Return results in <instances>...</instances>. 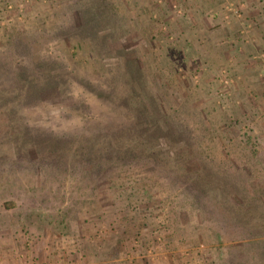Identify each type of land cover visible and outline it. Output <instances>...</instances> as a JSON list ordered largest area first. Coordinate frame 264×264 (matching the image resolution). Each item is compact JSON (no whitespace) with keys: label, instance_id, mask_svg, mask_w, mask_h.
<instances>
[{"label":"rangeland","instance_id":"374dc122","mask_svg":"<svg viewBox=\"0 0 264 264\" xmlns=\"http://www.w3.org/2000/svg\"><path fill=\"white\" fill-rule=\"evenodd\" d=\"M252 8L264 16V0H0V90L14 95L20 75L51 82L40 102L0 107V264H264ZM141 123L173 161L156 167L141 148L97 167L57 156ZM206 175L262 213L228 217L235 192Z\"/></svg>","mask_w":264,"mask_h":264},{"label":"trees","instance_id":"16d2710c","mask_svg":"<svg viewBox=\"0 0 264 264\" xmlns=\"http://www.w3.org/2000/svg\"><path fill=\"white\" fill-rule=\"evenodd\" d=\"M82 12V11H81ZM83 15V13H82ZM83 17V16H82ZM85 17V16H84ZM86 19V17H85ZM85 25L89 24V21H87ZM83 36V35H82ZM80 40H87L86 38H81ZM40 67V64H38ZM10 69H4V71L1 73L3 75V78L0 81L5 82L9 76ZM46 71V70H45ZM43 71V72H45ZM41 72V71H40ZM43 75L36 77V75L32 76L31 79L27 77L25 80L21 75L17 77V80L22 84L20 87L15 88L14 87V95L13 93L7 91L5 89L0 90V107L3 106L4 102H10L11 99L15 100L16 103L19 104V102H29L28 100L32 99L35 101L40 102L39 98V92L44 87L40 86V84H44L45 87H49L51 84L50 80L47 79L48 77H43ZM41 77V78H40ZM41 80V83H38V80ZM5 87V86H4ZM10 94V95H9ZM12 97V98H10ZM24 98V99H23ZM6 111H9L8 107L4 108ZM148 124H142L140 125L141 129L138 131H141V133L135 137L130 138L129 134L121 132L119 136L116 137H105V135L101 136L99 134L97 135H85L83 137H78V142L75 145H72L73 150L69 149L68 152H62L59 153L57 156H60L63 158V155H66L65 159L69 158L72 159L73 165L78 166L80 164L81 166H84L86 163H84V159L88 162V165L90 167H97L98 163L100 161L101 157H105L107 160H111V158L117 160L118 157H120V154H130L128 151H139L140 148L143 149L142 153L139 151L141 156H146L147 160L149 161H155L153 164L156 167L164 166L167 161V158H171L173 161V156L169 157L166 156L165 158L161 155V147L159 142V137H150L146 136L143 133L146 131V127ZM158 133L160 131L157 130ZM159 135V134H156ZM122 136V137H121ZM121 137V138H120ZM136 138V145H132L130 142V139L133 140ZM53 144V143H52ZM55 145V144H53ZM53 145H49L48 149L54 150ZM117 147L119 150H117ZM55 154V152H54ZM68 159V160H69ZM158 161V163H156ZM207 177L203 178V183H208L210 186H215L221 189V191L228 192L229 190H232L233 188L229 185L231 182L230 180H226L225 177H222V179H218L216 176L206 175ZM211 176V177H210ZM210 178V179H209ZM224 179L226 180L224 182ZM205 180V181H204ZM200 192L206 195V189L203 187H200ZM231 193L235 192L237 199L234 200L237 201L236 206L234 204H226L224 206V209L226 211V215L228 217H233L234 220H237L238 223L240 219L248 220L249 226H250V220L255 219L257 214L262 213L257 210V206L255 205L254 197L251 196V194L245 195V197L240 193V190L235 187L232 191H229ZM225 202H228L227 200H224ZM264 250V249H263ZM264 259V257H263Z\"/></svg>","mask_w":264,"mask_h":264},{"label":"crops","instance_id":"0c3cea01","mask_svg":"<svg viewBox=\"0 0 264 264\" xmlns=\"http://www.w3.org/2000/svg\"><path fill=\"white\" fill-rule=\"evenodd\" d=\"M261 11L262 10L259 8H252L250 13H251V19L254 22V32L253 33H254L255 41H257L258 44L261 43L262 45H264V24L261 23L264 16Z\"/></svg>","mask_w":264,"mask_h":264}]
</instances>
